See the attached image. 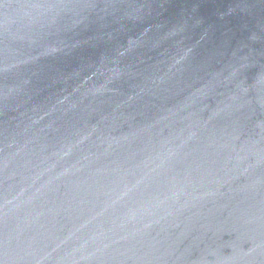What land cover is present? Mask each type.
<instances>
[{
    "label": "water",
    "instance_id": "1",
    "mask_svg": "<svg viewBox=\"0 0 264 264\" xmlns=\"http://www.w3.org/2000/svg\"><path fill=\"white\" fill-rule=\"evenodd\" d=\"M0 264H264V0H0Z\"/></svg>",
    "mask_w": 264,
    "mask_h": 264
}]
</instances>
